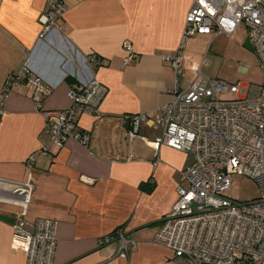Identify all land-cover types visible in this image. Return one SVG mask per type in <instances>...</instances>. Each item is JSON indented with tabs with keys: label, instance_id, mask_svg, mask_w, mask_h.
I'll use <instances>...</instances> for the list:
<instances>
[{
	"label": "crops",
	"instance_id": "0c3cea01",
	"mask_svg": "<svg viewBox=\"0 0 264 264\" xmlns=\"http://www.w3.org/2000/svg\"><path fill=\"white\" fill-rule=\"evenodd\" d=\"M62 2L55 30L40 37L39 17L49 0H0V264H24L23 254L10 249L20 215L29 223H57L53 264H183L152 242L192 162L189 153L154 145L162 137L154 113L171 100L176 79L161 57L182 55L184 71L176 80L184 89L201 69L204 43L220 35L191 37L178 50L193 0ZM125 40L137 55L127 65ZM92 57L101 64L93 65ZM25 67L29 79L39 76L51 91L42 100L45 111L67 109L68 92L90 78L107 88L98 114L76 112L75 123L89 134L86 147L69 140L41 152L48 135L27 81L1 100L4 78ZM137 113L148 120L130 142V116ZM25 184L31 186L26 208L14 192ZM121 228L134 243L124 256L115 240L103 242Z\"/></svg>",
	"mask_w": 264,
	"mask_h": 264
},
{
	"label": "built area",
	"instance_id": "2783aa9c",
	"mask_svg": "<svg viewBox=\"0 0 264 264\" xmlns=\"http://www.w3.org/2000/svg\"><path fill=\"white\" fill-rule=\"evenodd\" d=\"M63 12L62 0H49V10L39 17L40 37L55 30L56 20ZM242 25L264 72V0H193L178 50L191 37H229ZM122 47V64L127 65L137 55L129 41L125 40ZM161 60L171 67L176 79L183 73V57L178 51L163 55ZM90 61L95 66L101 64L95 57ZM28 76L26 67L8 74L2 82L1 100L24 81L31 85L48 135L41 152H47L52 145L61 149L69 140L86 147L89 134L75 123L76 112L98 114L107 88L90 78L79 89L68 92L71 104L67 109L45 111L42 100L51 91L39 76ZM176 79L171 100L154 113L162 128V137L154 145L189 153L192 162L182 173L184 186L177 187L178 198L161 218L152 242L171 251L173 258L183 264H264V86H249L244 97L225 100L221 95L237 94L239 85L213 80L200 68L184 89L178 88ZM147 120L146 113L130 116V142ZM158 162L155 159L153 166ZM233 174L252 180L258 197L246 201L226 197L224 192L229 189ZM14 192L26 208L31 202V186H15ZM22 216L11 226V251L22 253L24 264H53L57 223L48 219L29 223ZM112 239L123 256L134 244L122 228L103 242Z\"/></svg>",
	"mask_w": 264,
	"mask_h": 264
},
{
	"label": "rangeland",
	"instance_id": "374dc122",
	"mask_svg": "<svg viewBox=\"0 0 264 264\" xmlns=\"http://www.w3.org/2000/svg\"><path fill=\"white\" fill-rule=\"evenodd\" d=\"M201 71L213 80L239 85L237 94L227 92L221 95L225 100L244 97L249 86H264V72L247 41V32L243 25L229 37L220 35L204 43ZM133 144H138L140 149L144 148L138 140ZM258 194L255 183L239 174L232 175L230 187L224 192L226 197L237 201L257 198Z\"/></svg>",
	"mask_w": 264,
	"mask_h": 264
},
{
	"label": "trees",
	"instance_id": "16d2710c",
	"mask_svg": "<svg viewBox=\"0 0 264 264\" xmlns=\"http://www.w3.org/2000/svg\"><path fill=\"white\" fill-rule=\"evenodd\" d=\"M160 224V223H159Z\"/></svg>",
	"mask_w": 264,
	"mask_h": 264
}]
</instances>
